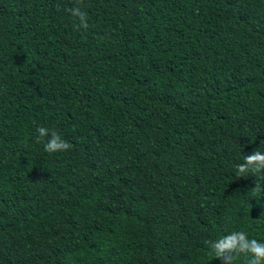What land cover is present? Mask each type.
Instances as JSON below:
<instances>
[{
  "label": "trees",
  "instance_id": "16d2710c",
  "mask_svg": "<svg viewBox=\"0 0 264 264\" xmlns=\"http://www.w3.org/2000/svg\"><path fill=\"white\" fill-rule=\"evenodd\" d=\"M255 149L264 0H0V264H223L264 242Z\"/></svg>",
  "mask_w": 264,
  "mask_h": 264
},
{
  "label": "clouds",
  "instance_id": "9594fccd",
  "mask_svg": "<svg viewBox=\"0 0 264 264\" xmlns=\"http://www.w3.org/2000/svg\"><path fill=\"white\" fill-rule=\"evenodd\" d=\"M72 17L79 20L80 26L88 28V14L81 7L67 9ZM37 139L48 137L45 144V151L48 153L63 152L69 150L72 145L66 142L56 132L45 127L37 128ZM237 173L244 176L252 170L264 171V152L255 149L252 154L244 157L243 163L236 166ZM254 191H261L259 180ZM210 254L214 258L221 259L223 264H232L236 255L243 254L249 257L248 264H264V242L257 239H250L247 232L233 231L228 235L221 236L217 240L208 241Z\"/></svg>",
  "mask_w": 264,
  "mask_h": 264
}]
</instances>
